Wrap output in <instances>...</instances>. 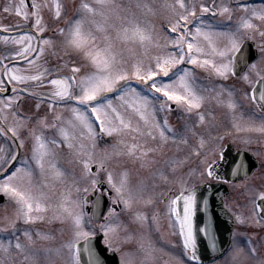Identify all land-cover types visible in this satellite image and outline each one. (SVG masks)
Instances as JSON below:
<instances>
[{
  "label": "snow or ice",
  "instance_id": "obj_1",
  "mask_svg": "<svg viewBox=\"0 0 264 264\" xmlns=\"http://www.w3.org/2000/svg\"><path fill=\"white\" fill-rule=\"evenodd\" d=\"M2 10L21 19L0 22V195L12 206L0 264H107V254L154 264L161 220L179 241L165 264H205L222 242L200 188L213 182L243 189L244 203L218 205L237 226L230 255L246 249L264 264V182L242 161L222 172L225 137L212 134L225 116L264 136V118L253 119L264 117V0H9ZM132 240L137 249L124 247Z\"/></svg>",
  "mask_w": 264,
  "mask_h": 264
},
{
  "label": "flooded vegetation",
  "instance_id": "obj_2",
  "mask_svg": "<svg viewBox=\"0 0 264 264\" xmlns=\"http://www.w3.org/2000/svg\"><path fill=\"white\" fill-rule=\"evenodd\" d=\"M26 99H28L30 101V104L25 105V103H24L23 107L25 108V110L30 108L31 105L33 103H35V101L31 98H26ZM244 114H245V116L251 115L247 111H245ZM220 117L221 116H219V118ZM261 118H264V117H262L261 114L257 111V113L253 117V119L258 122ZM169 122L172 123L173 125H177V123H178L177 122V116L174 118V120L171 118L169 120ZM219 124H220V120H219ZM216 131H217L216 133H220L221 135H223L225 137L224 141H223V144H224L223 153H225L226 150H229V148L233 146V148L236 151H239V150L248 151L256 157V159L258 160V163H259V167L256 171H254L250 175V177L255 180V175H257L258 173L261 172V170H260V159L261 158L259 155H257V153L264 152V144L262 143L264 141V136H262L258 132H254V131H240V137L238 135H236V133L235 134L231 133V131H229V130L222 132L221 129L220 130L217 129ZM216 133L213 132L212 134L215 136ZM245 138H249L250 142L245 143ZM192 163L195 164V161H193ZM241 180H243V179H241ZM241 180L235 181V183L238 184V183H240ZM213 183H215V182H213ZM221 184H226V183H221ZM260 184L261 183H258L257 186ZM226 185L229 188V192L224 197L225 198L224 200H227L230 202V198L239 197L238 193L236 192V187H234L232 184H226ZM238 188H240V187H238ZM220 195H222V194H220ZM95 198H96V196H95ZM11 210H12V206L11 205L6 206V201L4 203H0V215L2 214V217L6 214V212L10 213ZM117 210L119 211V208ZM126 216L127 215H125V217L123 219L127 222L128 218H126ZM93 223L99 224L100 221L94 220ZM160 225H161L160 230L158 232L155 230H153L151 232V239L154 242L156 249H157V251L154 253V255L156 256L155 262H158L157 264H165V261H169L171 259V257L168 255V253L178 254V252H179V241H178V238L176 236L171 235L170 229L168 227L163 225L162 222H160ZM129 227L132 229H135L137 226L129 222ZM234 227H237V226L234 225ZM244 229L245 228L242 227L239 229V231L243 232ZM170 241H176V247L175 248H173L172 245L169 243ZM124 247H126L128 249H137V243L135 240H132V241L126 243L124 245ZM229 251H230V249H228V251L226 253H228ZM136 255H137V258H139L141 253L139 251H137Z\"/></svg>",
  "mask_w": 264,
  "mask_h": 264
},
{
  "label": "rangeland",
  "instance_id": "obj_3",
  "mask_svg": "<svg viewBox=\"0 0 264 264\" xmlns=\"http://www.w3.org/2000/svg\"><path fill=\"white\" fill-rule=\"evenodd\" d=\"M9 2V0H0V22H4V23H8V24H15L18 20H20L21 18L19 17V15L15 12L12 13H7L4 12L2 9L4 8L5 4H7ZM13 2H15V0H13ZM66 2L71 6L74 3H78V0H66ZM162 2V0H157V3ZM210 2V0H209ZM244 2L247 3H255V4H259L262 2V0H244ZM167 15L166 11L163 10H158L157 15L151 17V19L153 20V22L158 26H161L164 22H165V16ZM0 51H2V49H0ZM154 51V50H153ZM196 73L198 76H205L206 73L203 72V70L200 69H195ZM228 83H234L233 81H229ZM47 87V86H45ZM25 105L30 104V101L28 99H25ZM215 107V106H214ZM217 113H221L223 110L217 108L216 109ZM172 116H170L173 120L174 118L178 115L177 112L171 113ZM169 118V120L171 119ZM220 120V124L219 127L215 128L213 130L214 133H216L217 129L223 132V131H231V133L238 135L240 137V131L237 132L233 126H232V121L230 120V118L225 117V116H221L219 118ZM264 144V141L262 142ZM189 149L185 148L184 151L187 152ZM64 165L66 168L69 169V171L71 172V169L73 167V165L68 163V157L67 154H65L64 157ZM77 173L79 171V169H76ZM261 173V172H260ZM258 173L257 175H255V180L253 178H251V182L255 185H257L258 183H262L261 180V174ZM68 179H72L71 174L69 175ZM258 181V182H257ZM257 182V183H256ZM264 182V181H263ZM236 192L238 193L239 197L235 198L232 197L230 198V202L233 203H237V204H242L244 203L242 196H243V189L236 187ZM126 218L129 217V213H125ZM124 216L121 217V219H123ZM0 217H2V214L0 215ZM162 224L165 225L166 227H168L167 221L166 220H161ZM60 222L59 221H54L51 225H49V227H52L53 229H56L59 227ZM244 227V231H251L252 229H249L248 226H240V228ZM239 228V229H240ZM58 235V234H57ZM243 242H244V238L240 237V243H241V247H243ZM262 252H264V249H261ZM158 262L154 261V264H157ZM207 264H251V258L247 257L246 255V249L244 250V252H240L236 255L235 259L233 258L232 255H230V251L228 253H226L224 256L215 259L214 261H211Z\"/></svg>",
  "mask_w": 264,
  "mask_h": 264
},
{
  "label": "water",
  "instance_id": "obj_4",
  "mask_svg": "<svg viewBox=\"0 0 264 264\" xmlns=\"http://www.w3.org/2000/svg\"><path fill=\"white\" fill-rule=\"evenodd\" d=\"M246 52L249 53L251 58H254L255 53V47L253 45L252 41H246V47L244 49ZM248 159H251L250 162H248ZM233 160L242 161L244 162L249 170V175L258 167V162L254 159L253 155H251L249 152L246 151H240V152H234V148L231 147L229 150H227L224 153V159L219 163L220 170L222 172L226 171L229 166L232 165ZM243 176H239L237 179H242ZM201 190L206 191V195L209 196L211 201V209L214 213L213 215V221L216 225H218L219 228V235L220 240L222 241L219 245V247L216 250H209L207 253V256L205 258V262H208L210 260L215 259L216 257L223 254L229 247V232L231 229H233L234 224L228 219L226 215L221 211V208L218 206L224 201L223 196H220L222 193H227L228 188L225 189V187L221 186L220 184L213 183L211 188H209L208 185H200ZM92 196V199H94L95 195L90 194ZM6 197L3 195H0V202L5 201ZM105 200H107V197L105 196ZM90 210V208H89ZM106 211V206L104 208ZM102 239V237L100 238ZM102 249V245H101ZM107 264H114V261H116L117 257L113 256L112 254H107L106 256Z\"/></svg>",
  "mask_w": 264,
  "mask_h": 264
}]
</instances>
